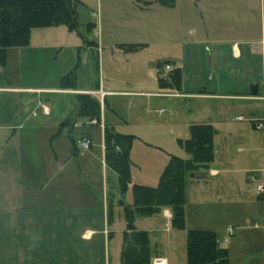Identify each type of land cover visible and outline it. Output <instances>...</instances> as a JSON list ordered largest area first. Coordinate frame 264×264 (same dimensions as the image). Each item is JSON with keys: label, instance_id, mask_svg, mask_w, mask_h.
<instances>
[{"label": "crops", "instance_id": "obj_1", "mask_svg": "<svg viewBox=\"0 0 264 264\" xmlns=\"http://www.w3.org/2000/svg\"><path fill=\"white\" fill-rule=\"evenodd\" d=\"M119 1L135 12L134 24L129 26L148 32L156 29L159 19L170 37H179V63H166L180 68L181 88L159 85V92L146 91L138 82L133 84L139 90L120 88L121 83L129 87L131 82L117 78L109 64L112 55L115 48L128 56L138 52H124L118 45L145 44L141 38L104 42L93 31L89 37L97 46L85 45L74 31L60 24L33 28L27 46L8 49L6 64L0 67V264H109L105 250L115 195L108 193L104 178L101 193H97L88 169L96 161L103 176L108 169L114 172L105 162V124L134 136L132 146L152 145L151 137L132 129L128 113L121 115L119 99L127 98L132 107L134 96L146 97L147 104V97L180 98L188 131L192 124L209 123L216 130L214 136L219 122L230 117L242 121L244 114L253 117L259 105L264 107V0ZM257 18L260 24L255 32ZM104 44H113L110 57L105 56ZM74 68V88H62V77ZM91 90L104 92L97 123L77 116L76 95ZM145 113L141 109L139 118ZM63 121L69 123L62 127ZM82 136L91 140L87 150L77 146ZM189 136L190 131L180 139ZM165 154L167 161L170 155L189 158V154ZM131 157L130 174L136 165ZM211 162L188 178L186 188L203 179L206 171H218ZM78 174L83 177L79 194ZM132 184L156 185L130 176ZM162 209L171 219L170 208ZM191 229L209 228L187 231Z\"/></svg>", "mask_w": 264, "mask_h": 264}, {"label": "rangeland", "instance_id": "obj_2", "mask_svg": "<svg viewBox=\"0 0 264 264\" xmlns=\"http://www.w3.org/2000/svg\"><path fill=\"white\" fill-rule=\"evenodd\" d=\"M82 1L84 5L79 4L77 7V19L82 26L86 22H94L97 39L101 35L104 42H135L131 38H141L146 42L142 49L131 56L115 48L111 58L113 61L109 63L110 68L113 67L118 79L124 81L128 78L131 82L129 87L121 83L120 88L139 90L133 84L138 82L145 85L143 90L161 91L158 78L165 74V63L174 64L172 60L179 63V37H170L159 19L155 23L156 29L148 32L129 26L134 24L132 19H135V12L119 0ZM136 20L139 19L136 17ZM259 24L257 18L253 25L255 32L259 29ZM112 47L113 44H104L106 57H110L108 55L114 49ZM96 98L99 102L102 101ZM147 98L150 99L148 104L146 97H132V103L135 104L132 107L127 105V98H122L119 99V106L123 110L122 116L127 113L130 116L135 132L152 138L149 141L152 145L144 146L150 148L131 146V159L136 165L130 176L134 181L156 184L167 161L166 152L187 156L188 152L179 143V139L188 136L189 131L182 111L184 100L170 96ZM159 108H163L164 112H159ZM141 109L147 111L142 119L139 118ZM254 112L256 113L253 117L244 114L242 121H233L230 117L216 125L218 131L213 137L216 154L211 166L218 171L215 174H208L206 171L203 179L189 183L186 188L183 228L173 227L163 209L151 216L135 218V226L149 233L152 257L163 256L167 258L168 264H187V229L209 228L217 233L222 244L226 246L229 264H264V196L257 190L258 183L264 179V127H254L251 121L264 119L262 104ZM136 124L139 126L135 127ZM88 172L97 193H101L99 185L104 178L108 193L115 195L109 217L110 236L106 241L105 252L109 264H120L126 220L124 205L119 201L122 200L128 205L132 200V188L128 186L121 194L114 172L108 169L103 176L96 161ZM82 178L77 175L78 194L82 190L79 182ZM229 227L234 229L233 235H229ZM225 238L227 241H223Z\"/></svg>", "mask_w": 264, "mask_h": 264}, {"label": "trees", "instance_id": "obj_3", "mask_svg": "<svg viewBox=\"0 0 264 264\" xmlns=\"http://www.w3.org/2000/svg\"><path fill=\"white\" fill-rule=\"evenodd\" d=\"M164 2L163 0H160ZM79 0H0V67L6 64L7 50L29 44L33 28L64 24L74 31L85 45L97 46L89 37L96 24L83 26L77 19ZM124 52H135L143 43H121ZM75 68L61 79V87L74 88ZM161 87L181 88V70L172 67L167 76L158 78ZM100 102L88 93L76 95L77 116L100 119ZM69 121H63L64 127ZM256 127V122H252ZM188 139L179 143L188 152L189 158L170 155L159 181L155 186L132 184V202L124 205L126 228L123 231L124 246L120 252V264H150L149 233L136 228L137 216H151L161 208L171 210V225L184 226L186 184L199 168H208L214 158L213 137L215 128L209 123L192 124ZM134 136L115 131L104 125V150L106 165L114 171L119 192L123 194L130 184V149ZM187 264H229L226 247L220 245L218 235L210 229H191L186 232Z\"/></svg>", "mask_w": 264, "mask_h": 264}, {"label": "built area", "instance_id": "obj_4", "mask_svg": "<svg viewBox=\"0 0 264 264\" xmlns=\"http://www.w3.org/2000/svg\"><path fill=\"white\" fill-rule=\"evenodd\" d=\"M171 68H172V65L170 63H165V65L163 67V71L165 72L164 76H167V74L169 73ZM88 94L94 95V96L100 98L101 100L104 96V92L100 91V90L99 91L91 90V91H88ZM43 110H45V111L47 110L45 106H43ZM236 118L242 119L243 117L237 116ZM90 123H97V119H95V118L90 119ZM256 127H258V128L264 127V121H257ZM77 146L81 149L87 150L91 146V140L87 136L79 137L77 139ZM257 190H258V193L263 194V196H264V179L258 183ZM228 231H229V234H231L233 231V228L229 227ZM150 264H168V260H167V258H165L163 256H154L150 259Z\"/></svg>", "mask_w": 264, "mask_h": 264}, {"label": "water", "instance_id": "obj_5", "mask_svg": "<svg viewBox=\"0 0 264 264\" xmlns=\"http://www.w3.org/2000/svg\"><path fill=\"white\" fill-rule=\"evenodd\" d=\"M255 92H256V89H255V87L253 86V87H252V93L255 94ZM119 203H120L121 205H124V202H123L122 200H120Z\"/></svg>", "mask_w": 264, "mask_h": 264}]
</instances>
